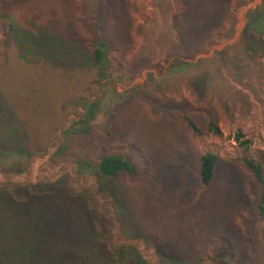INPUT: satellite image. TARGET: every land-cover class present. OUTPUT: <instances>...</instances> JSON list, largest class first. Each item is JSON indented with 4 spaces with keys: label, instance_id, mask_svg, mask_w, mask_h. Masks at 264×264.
I'll return each mask as SVG.
<instances>
[{
    "label": "trees",
    "instance_id": "16d2710c",
    "mask_svg": "<svg viewBox=\"0 0 264 264\" xmlns=\"http://www.w3.org/2000/svg\"><path fill=\"white\" fill-rule=\"evenodd\" d=\"M250 1L69 0L54 27L37 28L32 32L36 35L19 30L20 21L7 9L0 12V168L10 173L26 171L32 158L50 146L65 121V110L75 111L72 102L89 98L95 84L113 69H122V60L126 71L135 68L134 74L159 54L162 60L173 58L181 64L183 58L205 51L218 36H229L235 9ZM147 5L149 16L141 15L139 8L145 10ZM248 14L241 42L249 53L264 55V28L256 27L264 19V7ZM196 98L198 106L187 103L179 110L185 127L198 135L205 129L221 135L217 125L221 104L209 91ZM86 100L78 126L62 131L51 159L74 163L93 177L95 189L74 190L63 177L53 182L0 183V264H155L135 247L114 243L94 195L120 207L118 219L131 226L132 236L142 235L139 220H151L152 227H157V232L151 231L154 246L171 263L201 264L211 258L220 264H264V168L260 161L242 158L251 200L245 220L238 221L240 216L235 215L236 222L231 216V227L221 224V232L210 231L205 237L206 231L195 233L196 222L185 216L195 205L194 183L212 192L219 156L212 151L199 153L194 175L186 176L182 191L171 190L166 198L151 189L152 198L148 197L151 168L142 147L147 131L135 128L138 133L131 142L113 141L108 138L110 132L103 134L86 124L96 113V101ZM125 110L126 115L118 110L114 116L120 125L139 113L132 105ZM135 159L141 161L138 166ZM136 173L137 190L133 189L138 194L132 195L124 181ZM240 180L232 188L241 192L237 202L246 195V185ZM175 192L186 194L189 203L175 205L171 196ZM166 208L176 210L180 218L171 221L172 226L187 225L183 233L188 240L182 252L171 244L180 238L167 239L165 231L161 232L166 223L159 219Z\"/></svg>",
    "mask_w": 264,
    "mask_h": 264
},
{
    "label": "rangeland",
    "instance_id": "374dc122",
    "mask_svg": "<svg viewBox=\"0 0 264 264\" xmlns=\"http://www.w3.org/2000/svg\"><path fill=\"white\" fill-rule=\"evenodd\" d=\"M65 1L69 0H0V12L7 9L20 21L19 30L36 35L38 33L32 32H36L37 28L52 29L63 17ZM161 1L165 4L167 0ZM262 7L264 0H251L237 7L234 11L232 33L229 36H218L205 51L183 58L181 64L173 61V58L162 60L159 54L146 63L149 65L141 67L139 72L134 74L135 68L126 71L123 65L125 60H122V69H113L108 76L95 84L94 92L86 98L96 101L95 116L86 124H92L103 134L110 132L108 138L113 141L131 142L133 134L138 133L135 128L140 132L147 131L148 139L142 147L149 155V161L145 162L149 164V169L151 168L147 178V181H151L148 184L150 192L151 189L155 190L152 192L161 191L167 198L171 190L182 191L184 180L188 179L186 176L194 175L199 153L212 151L219 156L217 182L211 189L212 192H205L194 183L197 193L192 199V204L195 205L185 216L187 220L196 222L195 233L206 231L205 237L210 231L216 232V235L221 232V224L231 227V216L235 218V215H238L240 217L237 220L243 222L248 214L246 207L251 203L249 174L242 158L260 161L264 168V55L259 52L249 53L246 45L241 42V32L249 20L248 12ZM149 8L148 5L146 9L143 8L145 10L139 8L141 15L149 16ZM31 20L35 23H31ZM256 27L264 28V19ZM206 91L212 92L222 107V114L217 121L221 130L219 136L205 131L206 129L201 135L195 134L185 127L180 118L179 110L183 105L192 103L193 107L198 106L196 97ZM86 99L72 102L75 111L71 112L73 109L70 108L65 110V121L55 132L50 146L32 158L26 171L10 173L0 168V183L53 182L63 177L74 190L88 187L95 189L93 177L74 163L51 159L61 143L62 131L70 126H78L76 122L85 110ZM129 100H132L131 104ZM131 105L139 112L137 118L135 116L131 119L132 114L124 125H120L117 117H114L116 112L119 110L121 114L126 115L124 111ZM200 127L204 129L202 125ZM134 156L137 158L136 153ZM135 161L136 166L141 162L137 159ZM184 166L190 170L187 171ZM137 176L138 173L130 180L125 176L124 182L130 187L132 195L138 194L133 189H136L133 183ZM154 178L156 182L153 185ZM239 180L246 185V195L242 201L239 199L237 202L236 197H241V192L232 188L237 187ZM200 191H203L201 193H204V196H200ZM152 192L148 197L152 198ZM94 196L104 215L106 227L114 235V243L135 247L151 263L174 264L162 259L156 250L151 231L157 232L154 229L157 227H152L151 220H139L142 235L132 236L131 226L125 223L123 225L118 219L120 207H115L109 198ZM171 196L172 200L173 196L175 198V205L181 204L184 207L190 201L186 194L180 192ZM158 207L162 208L161 203ZM164 211L162 209L159 221H165L166 226L161 227V232L165 231L167 239L180 238L181 240L171 244L178 245L177 251L182 252L186 248L184 240H188L183 233L187 225L172 226L171 221L180 220L178 215H175L176 210L166 208ZM159 221L157 219L158 224L161 223ZM136 232L140 234L138 230ZM201 264L220 263L211 258H204Z\"/></svg>",
    "mask_w": 264,
    "mask_h": 264
},
{
    "label": "water",
    "instance_id": "95a60500",
    "mask_svg": "<svg viewBox=\"0 0 264 264\" xmlns=\"http://www.w3.org/2000/svg\"><path fill=\"white\" fill-rule=\"evenodd\" d=\"M239 26H241V25H239ZM201 56H202V55H201ZM201 56H198V58L201 57Z\"/></svg>",
    "mask_w": 264,
    "mask_h": 264
}]
</instances>
